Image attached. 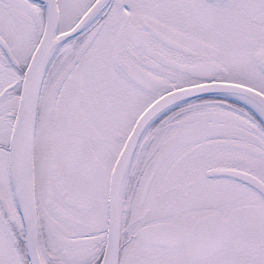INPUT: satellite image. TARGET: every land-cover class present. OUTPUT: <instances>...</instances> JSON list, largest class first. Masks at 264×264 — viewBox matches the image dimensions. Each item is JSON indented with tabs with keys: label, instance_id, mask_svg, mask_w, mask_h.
Masks as SVG:
<instances>
[{
	"label": "snow or ice",
	"instance_id": "snow-or-ice-1",
	"mask_svg": "<svg viewBox=\"0 0 264 264\" xmlns=\"http://www.w3.org/2000/svg\"><path fill=\"white\" fill-rule=\"evenodd\" d=\"M0 264H264V0H0Z\"/></svg>",
	"mask_w": 264,
	"mask_h": 264
}]
</instances>
